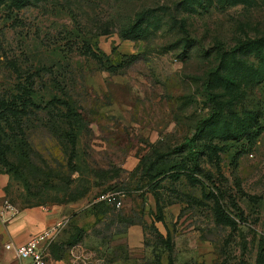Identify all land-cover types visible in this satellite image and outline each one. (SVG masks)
Listing matches in <instances>:
<instances>
[{"label": "rangeland", "instance_id": "374dc122", "mask_svg": "<svg viewBox=\"0 0 264 264\" xmlns=\"http://www.w3.org/2000/svg\"><path fill=\"white\" fill-rule=\"evenodd\" d=\"M11 121L8 200L69 205L47 257L264 264V0H0Z\"/></svg>", "mask_w": 264, "mask_h": 264}, {"label": "crops", "instance_id": "0c3cea01", "mask_svg": "<svg viewBox=\"0 0 264 264\" xmlns=\"http://www.w3.org/2000/svg\"><path fill=\"white\" fill-rule=\"evenodd\" d=\"M12 181L9 174L0 169V264H27L14 257L12 251L4 247L7 242L20 243L41 231L46 226L60 223L66 218V204L61 206L24 205L16 206L7 198L6 189ZM85 218V217H84ZM156 230L165 235L158 222L154 221ZM141 228L132 224L126 228V236L130 241L139 237ZM56 236V235H55ZM48 254V249H47ZM46 264H67L63 258L47 257Z\"/></svg>", "mask_w": 264, "mask_h": 264}, {"label": "built area", "instance_id": "2783aa9c", "mask_svg": "<svg viewBox=\"0 0 264 264\" xmlns=\"http://www.w3.org/2000/svg\"><path fill=\"white\" fill-rule=\"evenodd\" d=\"M93 200L108 202L117 206L121 204L118 192L114 190L101 192L95 195ZM58 226V223L46 226L23 242H7L4 247L10 249L14 257L26 261L27 264H46L47 249L56 235ZM72 247L69 250L68 264H99L98 259L93 257L92 253L85 247L79 244Z\"/></svg>", "mask_w": 264, "mask_h": 264}, {"label": "trees", "instance_id": "16d2710c", "mask_svg": "<svg viewBox=\"0 0 264 264\" xmlns=\"http://www.w3.org/2000/svg\"><path fill=\"white\" fill-rule=\"evenodd\" d=\"M58 121L63 124H65L66 122V120L61 119H59ZM51 122L54 123V120H51ZM15 123L11 121L9 125H5V123H3V125H1L2 127L0 126V153L2 154L1 158L4 163H9V161L4 159L3 157L4 152H16V154L19 155L20 153L24 152V149L26 148L25 135L23 134L19 126H17V123ZM200 129L201 125L200 123H197L194 127L192 134L188 137H185L188 143L193 140L194 135L197 134ZM165 236L167 235L165 234Z\"/></svg>", "mask_w": 264, "mask_h": 264}]
</instances>
